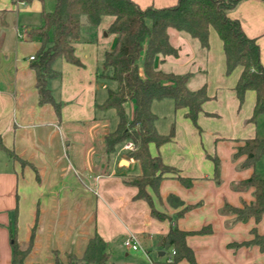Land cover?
<instances>
[{
  "label": "crops",
  "instance_id": "crops-1",
  "mask_svg": "<svg viewBox=\"0 0 264 264\" xmlns=\"http://www.w3.org/2000/svg\"><path fill=\"white\" fill-rule=\"evenodd\" d=\"M131 1L141 9L177 3ZM53 6L54 0L27 4L0 0V142L14 155L10 157L0 147L4 154H0V264H11L8 229L14 219L22 248L34 229L26 264H54V253L63 262L69 252L80 258L95 234L108 244L111 260L118 264H191L187 259L166 262L173 250L161 248L158 240L173 225L187 233L185 243L194 264H264V251L258 246L235 247L250 241L253 229L264 235V217L257 223L253 218L233 222V215L220 214L225 204H250L253 188L237 191L232 186L254 173L260 175L255 167L239 168L245 156L232 160L244 140L257 137L256 124L249 122L256 96L254 91H246L239 107L233 89L241 69L226 75L225 55L215 30H209L207 52L188 34L169 32L171 44L180 48L179 56L183 54L181 60L196 68L187 72L191 74L187 85L196 75L202 76L200 87L206 84L209 99L197 117L198 128L185 117V110L175 111L174 107L167 133L156 128L162 135L174 128L169 142L160 147L150 144L149 151L152 156L159 155L175 175L164 177L157 194L147 189L151 204L169 217L192 206L181 216L158 220L151 216L146 201L133 199L136 188L125 183L126 178L140 174L138 162L128 158L121 146L109 157L105 155L103 138L115 129L117 120L115 115L113 126L108 110L100 106L116 83L115 89L107 90V79L99 75L104 53L113 46L112 36L100 33L96 41L74 44L81 66L63 58L51 64L58 75L46 85L60 106L59 113L51 104L38 103L30 58L40 42L27 32L39 27L42 12ZM228 15L239 21L247 37L256 40L264 65V2L242 1ZM166 62L156 61V68L160 70ZM127 102L132 109V103ZM214 158L219 162V183L214 178ZM177 176L189 178L191 183L186 186ZM169 196L178 198V204L169 203ZM203 229L207 231L201 232ZM128 236L134 237L137 250L124 247ZM117 246L124 252L118 262L113 260Z\"/></svg>",
  "mask_w": 264,
  "mask_h": 264
},
{
  "label": "trees",
  "instance_id": "trees-1",
  "mask_svg": "<svg viewBox=\"0 0 264 264\" xmlns=\"http://www.w3.org/2000/svg\"><path fill=\"white\" fill-rule=\"evenodd\" d=\"M14 3H30L33 0H12ZM245 0H177L168 8L141 9L131 0H54L53 9L41 14V24L28 30V36L37 39L40 47L32 60L36 73V89L40 105L51 104L59 113L56 103L48 89L47 80L58 75L51 64L58 58L81 66L74 54L73 45L81 42L96 41L97 33H106L114 38L113 46L104 53L102 78L116 83L115 90H108L107 97L100 106L104 110L115 111L117 124L114 130L104 136L105 155L109 157L115 149L127 141L133 149L127 151V157L138 162L140 174L125 179L128 186L136 188L134 200L146 201L151 208V216L158 220L173 219L181 216L192 206H185L173 217L156 211L151 204L150 189L157 194L159 184L166 175H175V170L166 166L159 155L152 156L149 145L156 147L169 142L174 136L171 127L167 135L159 134L155 123L157 116L151 111L154 101L171 99L174 110H185V117L198 128L197 117L202 105L209 98L206 84L197 90H190L187 83L190 73H165L156 68V61L166 62L169 58L178 59L180 48L170 41V31L183 32L196 39L204 51L209 50V30L217 33L225 55L226 75L240 68L241 73L235 84L234 92L239 107L244 103L248 90L255 92V104L250 123L257 124L264 115V65L259 58V47L255 39L247 37L238 20L229 17V12ZM264 2V0H260ZM143 60L140 70L139 60ZM132 103V117L129 122L124 115V104ZM0 147L6 150L1 142ZM10 157L12 152L6 150ZM245 156L239 164L240 169L254 168L261 156H264V138H248L236 149L232 159ZM214 162V178L219 183V162ZM182 184L188 186L191 179L177 176ZM253 188V201L242 207L225 204L220 210L222 215H233V222H246L253 218L257 223L264 217V178L255 173L248 179L234 184L232 188L242 191ZM168 202L174 204L178 198L169 196ZM11 264H26L25 259L33 245L34 229L25 248L17 239L15 219L9 229ZM207 229L201 230L205 232ZM187 233L175 225L158 240L165 250L172 249L173 261L187 259L194 264L191 249L185 243ZM253 238L235 247L256 245L264 251V235L252 230ZM66 262L54 253V264H113L111 251L107 243L95 234L89 239L83 255L78 258L72 252L65 254Z\"/></svg>",
  "mask_w": 264,
  "mask_h": 264
},
{
  "label": "rangeland",
  "instance_id": "rangeland-1",
  "mask_svg": "<svg viewBox=\"0 0 264 264\" xmlns=\"http://www.w3.org/2000/svg\"><path fill=\"white\" fill-rule=\"evenodd\" d=\"M100 33L101 32H98L97 36H100ZM182 56H183V54H180L179 61L174 59V58L169 59L165 64L160 66V71L165 72V73H174V74H184V73H187L189 71L194 72L196 68L194 66L193 67L186 66L184 63L185 61L181 60ZM138 66H139V68L143 67V60L142 59L139 60ZM203 80H204V78L202 76L196 75L194 79L190 80L187 87L190 90H196L197 88L200 87ZM105 84L107 86V90L108 89H115V82L107 80V81H105ZM100 95H101V97H103V90H101ZM151 111L155 115H157V120L155 123L156 128L160 131H165V133H167L168 127H169L170 122H171L170 119L173 115V105H172L171 99L154 101L152 103V106H151ZM124 115H125L126 121L129 122L131 117H132V109H131L128 102H126L124 105ZM107 116H108L111 124L114 126L115 122L112 121V118L115 119V111L113 109L108 110ZM115 125H116V123H115ZM255 128H256V136L258 138H264V115H262L261 117L258 118ZM128 142H130V141L125 142L124 144H122L121 147H124V145ZM0 154L2 156H4V154L1 151H0ZM125 154L127 155V153H125ZM255 171L260 175L261 178H264V156H261L260 159L257 161V163L255 165ZM219 181L221 182L220 178H219ZM0 241H1V237H0ZM121 252H123L122 249H119V247L117 246L116 247V256L117 257H114L113 260H115L116 262L121 261L122 260V256L120 254ZM133 253L134 252H131L129 257H131ZM112 263L118 264V263H115L114 261H112Z\"/></svg>",
  "mask_w": 264,
  "mask_h": 264
},
{
  "label": "built area",
  "instance_id": "built-area-1",
  "mask_svg": "<svg viewBox=\"0 0 264 264\" xmlns=\"http://www.w3.org/2000/svg\"><path fill=\"white\" fill-rule=\"evenodd\" d=\"M31 60L34 59V57L30 58ZM124 149L125 150H132L133 149V144L131 142H128L124 145ZM134 237L132 236H128L123 240V245L124 247H126L127 249H131V250H137V245L134 241ZM175 252L172 251L167 257H166V262L167 263H171L173 261V256H174Z\"/></svg>",
  "mask_w": 264,
  "mask_h": 264
},
{
  "label": "water",
  "instance_id": "water-1",
  "mask_svg": "<svg viewBox=\"0 0 264 264\" xmlns=\"http://www.w3.org/2000/svg\"><path fill=\"white\" fill-rule=\"evenodd\" d=\"M103 35L106 36V33H104ZM123 163H125V161H123Z\"/></svg>",
  "mask_w": 264,
  "mask_h": 264
}]
</instances>
